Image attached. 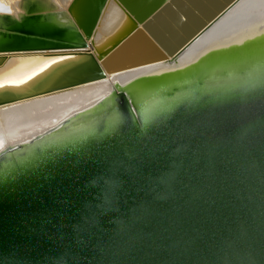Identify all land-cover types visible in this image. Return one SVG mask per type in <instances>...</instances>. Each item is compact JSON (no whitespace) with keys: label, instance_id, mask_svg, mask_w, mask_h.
I'll return each mask as SVG.
<instances>
[{"label":"water","instance_id":"95a60500","mask_svg":"<svg viewBox=\"0 0 264 264\" xmlns=\"http://www.w3.org/2000/svg\"><path fill=\"white\" fill-rule=\"evenodd\" d=\"M236 1L130 0L133 13L122 11L99 41L106 0L86 13L72 2L24 4L19 20L0 14V71L13 55L80 59L0 105L168 65ZM175 89L163 93L156 126L125 129L2 185L0 264H264V82L193 88L183 103Z\"/></svg>","mask_w":264,"mask_h":264},{"label":"bare ground","instance_id":"6f19581e","mask_svg":"<svg viewBox=\"0 0 264 264\" xmlns=\"http://www.w3.org/2000/svg\"><path fill=\"white\" fill-rule=\"evenodd\" d=\"M40 1L57 10L69 9L74 2L71 9L77 14L78 8L86 13L97 0H0V13L7 7L19 14L24 4L41 5ZM133 7L130 0H106L96 40L121 23L122 11L133 13ZM79 61L9 56L0 71V98L43 89ZM263 82L264 0H237L168 65L114 72L92 83L0 105V187L63 153L121 137L135 126H156L166 110L163 93L171 86L176 85V103H183L193 88L216 91Z\"/></svg>","mask_w":264,"mask_h":264},{"label":"clouds","instance_id":"9594fccd","mask_svg":"<svg viewBox=\"0 0 264 264\" xmlns=\"http://www.w3.org/2000/svg\"><path fill=\"white\" fill-rule=\"evenodd\" d=\"M4 9L6 10H3V13H0V14H7V15H10V16H13L15 19L19 20L20 19V16L15 14L12 10H10L9 8L5 7Z\"/></svg>","mask_w":264,"mask_h":264},{"label":"rangeland","instance_id":"374dc122","mask_svg":"<svg viewBox=\"0 0 264 264\" xmlns=\"http://www.w3.org/2000/svg\"><path fill=\"white\" fill-rule=\"evenodd\" d=\"M51 1V0H50ZM41 2V1H40ZM52 2V1H51ZM44 3V2H43ZM42 2H41V4H43ZM45 4V3H44ZM54 5V4H53ZM45 6H48V7H50L48 4H45ZM55 6V5H54ZM53 9H55V10H57V8H56V6L55 7H53Z\"/></svg>","mask_w":264,"mask_h":264},{"label":"snow or ice","instance_id":"6c2138e0","mask_svg":"<svg viewBox=\"0 0 264 264\" xmlns=\"http://www.w3.org/2000/svg\"><path fill=\"white\" fill-rule=\"evenodd\" d=\"M3 10H6V9H3Z\"/></svg>","mask_w":264,"mask_h":264}]
</instances>
